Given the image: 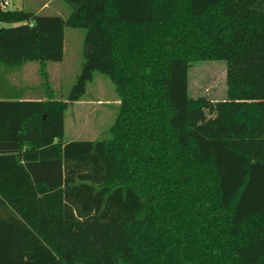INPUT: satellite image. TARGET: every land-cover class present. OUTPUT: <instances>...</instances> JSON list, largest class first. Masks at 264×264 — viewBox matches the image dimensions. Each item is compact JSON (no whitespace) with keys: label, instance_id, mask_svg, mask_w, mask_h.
<instances>
[{"label":"trees","instance_id":"obj_1","mask_svg":"<svg viewBox=\"0 0 264 264\" xmlns=\"http://www.w3.org/2000/svg\"><path fill=\"white\" fill-rule=\"evenodd\" d=\"M65 1L0 0V264H264V0ZM67 27L89 51L62 100L18 75ZM199 60L226 61V99L190 96ZM96 72L112 138L65 141Z\"/></svg>","mask_w":264,"mask_h":264},{"label":"rangeland","instance_id":"obj_2","mask_svg":"<svg viewBox=\"0 0 264 264\" xmlns=\"http://www.w3.org/2000/svg\"><path fill=\"white\" fill-rule=\"evenodd\" d=\"M6 10L36 11L45 2L48 8L41 11L54 15L59 10L67 17L72 6L65 0H8ZM89 47L86 44L84 28H66L65 56L60 62H28L19 72L18 79L26 84L48 89L55 99L66 100L72 87L79 78L87 59ZM227 63L224 60H199L190 69L189 94L192 97L205 96L213 101L227 98ZM47 82V83H46ZM121 101L113 80L96 72L88 83L83 100L70 104L65 118V141L109 140L111 127L119 113Z\"/></svg>","mask_w":264,"mask_h":264},{"label":"crops","instance_id":"obj_3","mask_svg":"<svg viewBox=\"0 0 264 264\" xmlns=\"http://www.w3.org/2000/svg\"><path fill=\"white\" fill-rule=\"evenodd\" d=\"M4 1V0H3ZM10 5V4H9ZM48 8V2H45L40 8L38 9V12L43 11L44 9ZM19 10L24 9V4L22 5V8H18ZM58 12L56 14L61 15V12L57 10Z\"/></svg>","mask_w":264,"mask_h":264},{"label":"built area","instance_id":"obj_4","mask_svg":"<svg viewBox=\"0 0 264 264\" xmlns=\"http://www.w3.org/2000/svg\"><path fill=\"white\" fill-rule=\"evenodd\" d=\"M10 2L8 0H4L2 2V7L5 9L7 6H9Z\"/></svg>","mask_w":264,"mask_h":264}]
</instances>
